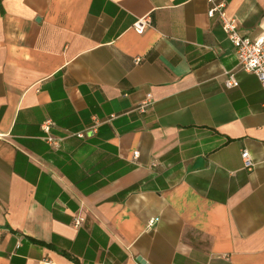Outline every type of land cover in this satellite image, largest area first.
Wrapping results in <instances>:
<instances>
[{"label":"crops","instance_id":"1","mask_svg":"<svg viewBox=\"0 0 264 264\" xmlns=\"http://www.w3.org/2000/svg\"><path fill=\"white\" fill-rule=\"evenodd\" d=\"M224 1L264 34V0ZM208 9L0 0V264H264V89Z\"/></svg>","mask_w":264,"mask_h":264},{"label":"built area","instance_id":"2","mask_svg":"<svg viewBox=\"0 0 264 264\" xmlns=\"http://www.w3.org/2000/svg\"><path fill=\"white\" fill-rule=\"evenodd\" d=\"M203 1L209 4L207 12L208 18H218L223 31L232 42L238 59V67L247 73L254 74L264 89V34L256 39L243 36L239 30L237 20L228 16L224 0ZM149 26L150 20L148 18H142L134 23L133 29L138 34H143ZM141 62L142 58L138 57L135 59V64L138 65ZM225 86L228 89L237 88L239 86L233 74L227 76ZM153 103L152 95L148 94L146 100L138 106L137 110L140 113H144ZM53 125L54 122L52 120H46L42 123L41 129L45 133L44 140L47 144H49L53 150L58 151L61 148V139L51 135ZM84 136L85 134H79L77 137L84 138ZM138 157L139 153L135 152L134 159ZM242 159L244 167L252 171L255 167V163L247 151L242 152ZM83 221L84 219L79 217L75 220V225L80 226ZM154 223L155 221L151 220L149 226H153Z\"/></svg>","mask_w":264,"mask_h":264},{"label":"water","instance_id":"3","mask_svg":"<svg viewBox=\"0 0 264 264\" xmlns=\"http://www.w3.org/2000/svg\"><path fill=\"white\" fill-rule=\"evenodd\" d=\"M138 262L141 264H146V262L141 257L138 258Z\"/></svg>","mask_w":264,"mask_h":264}]
</instances>
